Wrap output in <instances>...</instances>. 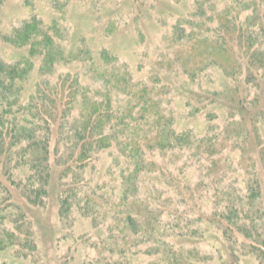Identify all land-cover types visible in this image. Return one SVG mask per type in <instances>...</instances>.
I'll return each mask as SVG.
<instances>
[{
    "label": "trees",
    "instance_id": "1",
    "mask_svg": "<svg viewBox=\"0 0 264 264\" xmlns=\"http://www.w3.org/2000/svg\"><path fill=\"white\" fill-rule=\"evenodd\" d=\"M191 1L196 21L173 25L170 37L176 49L167 68L179 69L192 83L215 66L227 80L219 91L186 92L188 117L203 114L209 122L216 121L210 107L217 100L224 102L225 124H211L202 136L177 129L158 79H135L126 64L102 50L96 59L80 61L88 79L102 84L92 89L78 73L55 75L60 47L50 35L32 26L22 31L20 43H29V53H42V74L26 95L18 84L28 80L32 61L20 66L0 63V252L10 247L32 250L29 222L18 202L42 206L54 184L60 209L77 200L99 216L96 209L117 200L119 206L106 212L120 217L122 229H133L161 245L162 218L172 219L175 228L185 215L189 189L184 171L186 162L193 163L188 159L199 167L205 154L210 176L224 172L215 158L226 148L224 143L246 138L248 122L264 121V107H259L264 0H234L233 8L220 11L213 8L215 0ZM110 182L118 189L108 197L104 189ZM196 182L194 195L200 186ZM247 191L255 196L259 185L248 184ZM229 202L224 214L210 218H217L223 229L251 238L245 223L256 221V215L238 221ZM123 244L126 250L132 246L129 241Z\"/></svg>",
    "mask_w": 264,
    "mask_h": 264
},
{
    "label": "rangeland",
    "instance_id": "2",
    "mask_svg": "<svg viewBox=\"0 0 264 264\" xmlns=\"http://www.w3.org/2000/svg\"><path fill=\"white\" fill-rule=\"evenodd\" d=\"M233 1L215 0L213 8H233ZM194 16L191 0H0V63L32 61L28 80L18 84L28 95L38 73L42 74V53H29V43H20L19 35L32 26L50 35L60 47L55 75L78 73L97 89L101 82L89 80L80 61L96 59L105 50L126 64L135 79L149 83L150 78L158 79L159 86H165L166 107L173 113L177 129L188 128L202 136L211 124L220 128L225 124L224 102L217 100L210 107L217 113L216 121L209 122L203 114L188 117L186 92L193 88L219 91L227 80L215 66L192 83L179 69L167 68V60L176 49L170 37L173 25L195 22ZM34 38L40 39L37 35ZM259 101L263 108L264 84ZM246 126V138L224 143L226 148L215 156L224 172L210 176V159L205 154L199 158V167L195 159H188L193 163L186 162L184 171L189 189L185 215L175 228L172 219L162 218L161 245L133 229H122L120 217L106 212L119 206L117 200L96 209L99 216L77 200L60 209L54 184L42 206L33 207L19 199L33 248H7L0 252V264H264V121ZM196 181L200 186L194 195ZM110 183L106 193L101 191L108 197L117 195L118 189L116 183ZM248 184L259 185L255 196L247 191ZM229 200L238 221L256 215V221L245 223L251 238L245 239L235 229H223L217 218H210L224 214ZM124 241H129L131 248L126 250Z\"/></svg>",
    "mask_w": 264,
    "mask_h": 264
}]
</instances>
